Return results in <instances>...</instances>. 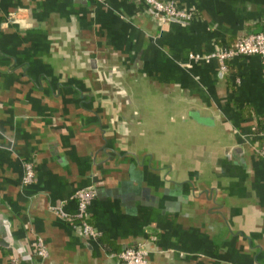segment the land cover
Returning a JSON list of instances; mask_svg holds the SVG:
<instances>
[{
    "label": "crops",
    "instance_id": "0c3cea01",
    "mask_svg": "<svg viewBox=\"0 0 264 264\" xmlns=\"http://www.w3.org/2000/svg\"><path fill=\"white\" fill-rule=\"evenodd\" d=\"M179 2L196 17L0 0V264H264V60L189 57L261 29L264 0ZM88 186L95 238L50 208Z\"/></svg>",
    "mask_w": 264,
    "mask_h": 264
},
{
    "label": "built area",
    "instance_id": "2783aa9c",
    "mask_svg": "<svg viewBox=\"0 0 264 264\" xmlns=\"http://www.w3.org/2000/svg\"><path fill=\"white\" fill-rule=\"evenodd\" d=\"M148 9L159 20H192L197 15L194 5L181 4L179 0H141ZM246 54H259L264 60V24L261 29L238 36L232 43L215 47L211 52L201 53L193 51L189 57L193 59L208 60L212 57L218 60L220 69H227V62L234 57ZM256 152L264 159V129L259 133ZM35 169L31 160L24 161V170L21 177L22 184L32 182ZM94 189L90 186L78 188L74 191L73 197L76 199V209L73 213L67 212L61 204H51L50 208L63 219L79 226L84 236L95 238L98 231L90 221L89 204L94 198ZM36 253L42 258L47 256V250L43 239L38 236ZM147 250L142 244L124 247L119 253V264H150L146 256Z\"/></svg>",
    "mask_w": 264,
    "mask_h": 264
}]
</instances>
